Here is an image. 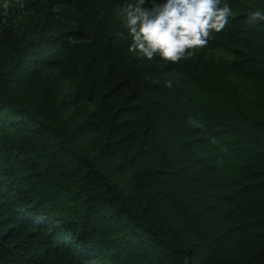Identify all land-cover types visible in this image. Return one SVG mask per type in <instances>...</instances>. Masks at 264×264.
I'll use <instances>...</instances> for the list:
<instances>
[{"label":"trees","instance_id":"1","mask_svg":"<svg viewBox=\"0 0 264 264\" xmlns=\"http://www.w3.org/2000/svg\"><path fill=\"white\" fill-rule=\"evenodd\" d=\"M125 2L0 0V264H264L260 0L176 63Z\"/></svg>","mask_w":264,"mask_h":264},{"label":"clouds","instance_id":"2","mask_svg":"<svg viewBox=\"0 0 264 264\" xmlns=\"http://www.w3.org/2000/svg\"><path fill=\"white\" fill-rule=\"evenodd\" d=\"M114 14L130 43L129 53L146 60L176 63L209 43L235 15L230 0H126ZM250 25H264V0L244 17ZM172 87V80L164 82Z\"/></svg>","mask_w":264,"mask_h":264},{"label":"rangeland","instance_id":"3","mask_svg":"<svg viewBox=\"0 0 264 264\" xmlns=\"http://www.w3.org/2000/svg\"><path fill=\"white\" fill-rule=\"evenodd\" d=\"M202 48H198L193 50L194 51H199L203 49ZM216 58H220V59H224V60H228V55L224 54V53H216L214 55ZM231 79L237 84V86L252 100L257 101V98L255 97V93L251 87V85L245 81L244 79H241L239 77H231ZM67 87V86H66Z\"/></svg>","mask_w":264,"mask_h":264}]
</instances>
